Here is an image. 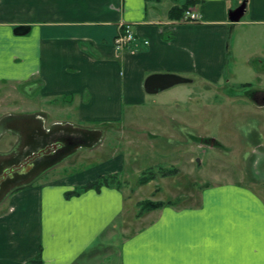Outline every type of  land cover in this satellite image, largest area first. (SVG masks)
<instances>
[{
  "label": "crops",
  "instance_id": "crops-1",
  "mask_svg": "<svg viewBox=\"0 0 264 264\" xmlns=\"http://www.w3.org/2000/svg\"><path fill=\"white\" fill-rule=\"evenodd\" d=\"M198 1V22L184 23L169 17L183 0H0V82L36 84L39 96L70 102L61 111L79 124L118 122L165 91L187 102L195 80L264 87V69L252 65L264 57V0ZM123 24L137 43L116 48ZM19 26L28 32L15 34ZM155 74L187 81L148 94ZM125 165L117 154L10 192L0 264H264V185L215 176L198 205L146 212L129 234L123 189L66 195L100 176H123Z\"/></svg>",
  "mask_w": 264,
  "mask_h": 264
},
{
  "label": "rangeland",
  "instance_id": "rangeland-1",
  "mask_svg": "<svg viewBox=\"0 0 264 264\" xmlns=\"http://www.w3.org/2000/svg\"><path fill=\"white\" fill-rule=\"evenodd\" d=\"M252 65L264 69V57L255 58ZM191 85L187 102L171 99L165 91L147 96L142 106L125 109L126 118L118 122L79 124L61 111L70 102L39 96L36 84L24 90L20 83L0 82V173L23 157L34 161L32 169L23 166L31 170L24 177L0 183V213L13 190L72 174L117 154L126 158L125 174L119 177L126 194V234L136 228L137 203L142 200L195 206L200 190L215 176L243 180L250 187L264 185V87L196 80ZM55 138L73 146L38 158V148ZM160 167L178 173L138 185L144 171Z\"/></svg>",
  "mask_w": 264,
  "mask_h": 264
},
{
  "label": "trees",
  "instance_id": "trees-1",
  "mask_svg": "<svg viewBox=\"0 0 264 264\" xmlns=\"http://www.w3.org/2000/svg\"><path fill=\"white\" fill-rule=\"evenodd\" d=\"M146 1L159 2L161 0H146ZM174 1H176V0H174ZM198 2H199L198 0H183L182 4L175 5L169 10V17L171 19H175V20L180 21L184 15L185 11L188 8L196 5ZM177 173H178L177 169L173 168V167L172 168L160 167L157 170L149 168L146 171H144L142 173V175L139 177L138 185L139 186L146 185V184L150 183L151 181H154L157 177H162V178L173 177ZM122 185H123V182H121L119 180L118 174L105 175V176H100L97 179H95L94 181L89 182L83 186H80L71 192H68L66 195H68V196L78 195L81 192H85V191H88L91 189L99 190L101 187L114 186L116 188L121 189ZM18 189H20V188L15 189L14 192ZM137 205L139 207V212L137 214V218H138L146 212L156 210V209H160L164 206H174L175 202L171 201V200L163 202V201H153L150 199H146V200H142V201L138 202ZM32 263L37 264V263H39V261H32Z\"/></svg>",
  "mask_w": 264,
  "mask_h": 264
},
{
  "label": "flooded vegetation",
  "instance_id": "flooded-vegetation-1",
  "mask_svg": "<svg viewBox=\"0 0 264 264\" xmlns=\"http://www.w3.org/2000/svg\"><path fill=\"white\" fill-rule=\"evenodd\" d=\"M70 141L62 138H55L50 141L46 146L38 148L37 154L38 158H43L44 155H49L53 153H63L65 150L72 147ZM27 157V156H26ZM23 157L16 164L4 166L0 173V183L6 181H12L15 178H21L27 175L31 170L28 167L23 168L24 165L29 164L30 169L34 166V161L30 158ZM31 161V163H29Z\"/></svg>",
  "mask_w": 264,
  "mask_h": 264
},
{
  "label": "water",
  "instance_id": "water-1",
  "mask_svg": "<svg viewBox=\"0 0 264 264\" xmlns=\"http://www.w3.org/2000/svg\"><path fill=\"white\" fill-rule=\"evenodd\" d=\"M244 7L240 6L239 8H237L234 12L233 15L231 16V19L233 21H238L239 18L242 16ZM29 28L28 27H23V26H19L15 29V34L17 35H22L25 34L26 32H28ZM187 80L184 78H180L178 76L175 75H152L150 77H148L145 81L144 84V88L145 91L148 94H154L157 93L159 91L168 89L176 84H180V83H184Z\"/></svg>",
  "mask_w": 264,
  "mask_h": 264
},
{
  "label": "built area",
  "instance_id": "built-area-1",
  "mask_svg": "<svg viewBox=\"0 0 264 264\" xmlns=\"http://www.w3.org/2000/svg\"><path fill=\"white\" fill-rule=\"evenodd\" d=\"M199 15L196 13L191 7L188 8L183 17L181 18L180 22H189V23H195L198 22ZM137 43V39L129 25H121L120 26V32L118 35H116L114 39V45L116 48H126L131 45H135ZM145 45H147V42H144ZM30 167V166H29Z\"/></svg>",
  "mask_w": 264,
  "mask_h": 264
}]
</instances>
